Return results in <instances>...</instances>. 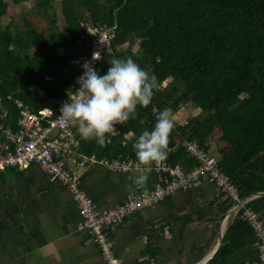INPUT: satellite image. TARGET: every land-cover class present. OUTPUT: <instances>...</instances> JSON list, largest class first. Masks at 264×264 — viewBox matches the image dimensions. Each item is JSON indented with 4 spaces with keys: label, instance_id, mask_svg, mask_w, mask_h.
Here are the masks:
<instances>
[{
    "label": "trees",
    "instance_id": "1",
    "mask_svg": "<svg viewBox=\"0 0 264 264\" xmlns=\"http://www.w3.org/2000/svg\"><path fill=\"white\" fill-rule=\"evenodd\" d=\"M11 2H28L30 13L45 20L47 31L39 32L24 15L11 16L2 25L7 2L0 0V102L6 111L0 112V120L4 125L17 128L18 112L12 100L16 98L28 103L33 112L46 107L54 115L76 84L79 70L69 62L79 52L76 40L88 26L115 25L112 52L103 50L96 68L103 72L113 56H132L157 75L155 94L103 143L98 138H80L79 151L118 158L128 155L140 161L134 141L154 127L159 111L168 108L175 127L167 161L190 170L196 160L180 144L194 140L205 151L213 147L219 169L236 186L240 198L264 191V0ZM184 113L190 115L180 121ZM153 175L155 185L169 180L167 174ZM249 204L264 219V194ZM232 205L223 192L214 201L196 200L192 215L178 234L172 233L180 241L191 232L189 220L197 218L200 223L192 232L202 238L203 245L176 251L186 264L198 262L211 248L219 221ZM151 246L134 264H156L149 257L156 254ZM257 263L252 228L239 215L229 218L222 242L206 264Z\"/></svg>",
    "mask_w": 264,
    "mask_h": 264
},
{
    "label": "crops",
    "instance_id": "2",
    "mask_svg": "<svg viewBox=\"0 0 264 264\" xmlns=\"http://www.w3.org/2000/svg\"><path fill=\"white\" fill-rule=\"evenodd\" d=\"M113 131L106 134L104 141ZM76 133L81 156L94 154L95 158L82 168L74 166L78 184L97 208L114 207L155 185L151 172H119L101 162L122 157L80 152L83 137L78 128ZM69 158L75 160L73 156ZM220 193L211 181L204 180L198 187L181 188L127 217L109 230L114 253L123 264H134L150 243L156 254L149 257H154L156 264H186L185 257H179L176 251L203 245L202 238L192 232L200 223L197 218L189 220L191 232L180 241L172 233L178 234L180 225L192 215L196 200L214 201ZM220 223L221 220L217 235ZM0 264H104L97 245L80 223L77 204L69 190L49 181L36 164L0 170Z\"/></svg>",
    "mask_w": 264,
    "mask_h": 264
},
{
    "label": "built area",
    "instance_id": "3",
    "mask_svg": "<svg viewBox=\"0 0 264 264\" xmlns=\"http://www.w3.org/2000/svg\"><path fill=\"white\" fill-rule=\"evenodd\" d=\"M114 30L115 25L88 26L84 34L76 40L79 52L73 54L69 62L78 68L77 76L84 71L83 62L91 60L94 52L100 56L94 61V67L100 61L103 50L112 52L110 40L114 37ZM79 87L76 79L73 89L67 91L68 99L69 93ZM7 98L10 99V96ZM12 100L18 112L17 128L13 130L0 120V170L8 167L22 168L33 163L49 181L67 188L77 204L80 223L97 245L104 264H123L122 258L114 253L113 241L109 238L112 226L122 223L127 217L158 203L163 198L174 195L181 188L198 187L204 180L211 181L220 192L233 201V211L229 216L234 218L239 215L240 219L250 225L258 246L257 264H264V219L260 212L249 204L255 195L240 198L236 186L219 169L218 158L210 150H203L194 140H183L180 145L196 160V164L188 171L167 160L146 165L128 155L109 161L100 159L108 168L119 172L142 171L169 176L166 183L156 184L150 189L131 195L121 204L101 210L80 188L74 168H82L94 161V154L82 157L78 152L77 133L73 126L63 119L60 108L54 115L46 107L33 112L23 100ZM1 106L0 102V112L5 114L6 111ZM71 156L75 160L69 158Z\"/></svg>",
    "mask_w": 264,
    "mask_h": 264
},
{
    "label": "clouds",
    "instance_id": "4",
    "mask_svg": "<svg viewBox=\"0 0 264 264\" xmlns=\"http://www.w3.org/2000/svg\"><path fill=\"white\" fill-rule=\"evenodd\" d=\"M99 57L94 52L91 60L83 62L84 71L77 78L80 87L69 93L60 113L67 123L77 126L83 138H98L103 143L106 134L116 129L118 123L136 115L138 105L147 106L151 102L158 77L132 56H113L107 70L101 72L93 66ZM174 127L170 110L159 111L154 127L145 129L134 141L138 159L146 165L165 161Z\"/></svg>",
    "mask_w": 264,
    "mask_h": 264
},
{
    "label": "rangeland",
    "instance_id": "5",
    "mask_svg": "<svg viewBox=\"0 0 264 264\" xmlns=\"http://www.w3.org/2000/svg\"><path fill=\"white\" fill-rule=\"evenodd\" d=\"M7 2V9L5 15L1 18L2 25L6 24L11 16H21L24 15L28 18L31 25H33L39 32L43 33L47 31V24L45 20L38 15L32 14L29 11V3L28 2H21V3H12L11 0H6ZM57 21L58 25H61L62 17L60 15L59 9L57 8ZM127 44H125V47ZM191 110H195L193 107H190ZM197 111H193L195 113ZM190 113H184L180 119V121L185 120L184 117L189 116ZM212 154L218 157L216 151L213 150V147L209 149Z\"/></svg>",
    "mask_w": 264,
    "mask_h": 264
},
{
    "label": "water",
    "instance_id": "6",
    "mask_svg": "<svg viewBox=\"0 0 264 264\" xmlns=\"http://www.w3.org/2000/svg\"><path fill=\"white\" fill-rule=\"evenodd\" d=\"M261 194H264V191L263 192H257L254 195L258 196V195H261ZM232 211H233V208H230L226 212L224 217L221 219L219 232H218L216 241H215L212 249L207 254H205L198 262L193 263V264H206L215 255V253L217 252V250H218V248H219V246H220V244L222 242V237H223V234H224L227 217L232 213Z\"/></svg>",
    "mask_w": 264,
    "mask_h": 264
},
{
    "label": "bare ground",
    "instance_id": "7",
    "mask_svg": "<svg viewBox=\"0 0 264 264\" xmlns=\"http://www.w3.org/2000/svg\"><path fill=\"white\" fill-rule=\"evenodd\" d=\"M228 220H229V218H228ZM213 245H214V243H213ZM206 253H207V252H206ZM206 253H205V254H206Z\"/></svg>",
    "mask_w": 264,
    "mask_h": 264
}]
</instances>
